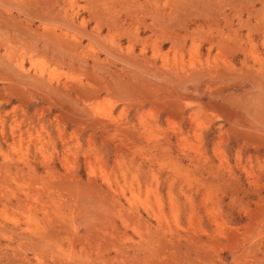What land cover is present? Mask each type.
Returning <instances> with one entry per match:
<instances>
[{
    "label": "rangeland",
    "instance_id": "rangeland-1",
    "mask_svg": "<svg viewBox=\"0 0 264 264\" xmlns=\"http://www.w3.org/2000/svg\"><path fill=\"white\" fill-rule=\"evenodd\" d=\"M0 264H264V0H0Z\"/></svg>",
    "mask_w": 264,
    "mask_h": 264
}]
</instances>
